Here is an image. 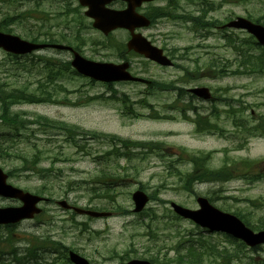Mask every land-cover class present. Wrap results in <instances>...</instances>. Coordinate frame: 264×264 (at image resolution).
Returning a JSON list of instances; mask_svg holds the SVG:
<instances>
[{"label":"rangeland","instance_id":"rangeland-1","mask_svg":"<svg viewBox=\"0 0 264 264\" xmlns=\"http://www.w3.org/2000/svg\"><path fill=\"white\" fill-rule=\"evenodd\" d=\"M66 1L0 0V28L6 33L18 35L27 40L38 37L39 41L45 38L42 35L61 36V33L66 32L73 39V47L78 48V51H81L86 58L92 61L118 63L120 55L126 52L129 33L119 30L109 37H104L101 33L89 28L90 22L87 19H84L85 27L78 26L75 22L68 25V22L76 21L77 15L68 12L64 18L59 16L66 8ZM73 2L77 5L75 0ZM219 3V0H206L202 3L200 0H174V3L173 0H163L147 4L142 8L143 13L148 10L151 12L156 10L160 13L164 10L165 14L169 11L172 16L171 19H165L164 15H151L154 25L149 30H143L142 33L155 46L179 55H184L183 49L192 47V56L189 59L176 61L177 64L188 69L197 67L198 61L205 62L204 65H207L211 60H216L221 67L224 66L230 70V73L222 80L198 82V85L211 87L218 101L216 104L200 102V105L206 108L204 114L210 113L213 105H218V110L230 111L232 109L230 104L234 103L237 110L243 106L247 107L244 113L237 116L248 117L252 113L255 117L264 116V74H233L236 70L241 72L242 69L247 71L249 68L242 63V53L233 45L242 47L244 40H251V46L245 45L243 50L246 53L259 52L255 41L250 39V35L243 31H227L224 34L216 29L214 32H209L207 37L198 36L196 31H190L189 26L182 24L186 23L185 19L175 16L179 13L200 16L206 11L208 21L218 20L225 24L237 17H249L255 21L260 19L261 24L264 25V0L243 2L230 0L222 6ZM113 8L121 9L123 5L117 3L113 5ZM199 21L196 19L193 22ZM194 29L199 30L200 27L195 26ZM202 31L206 32V29ZM228 37L234 39L235 43H229ZM56 52L43 51L27 57L24 61L14 62L8 54L0 50V83L7 88L27 85L36 87L38 78L46 75V69H40L42 62L50 59L59 65L57 58L65 61L71 59L68 53L57 54ZM131 61L133 72L141 73V76L146 79L170 83L176 81L181 75L176 68H159L137 57ZM62 80L63 85L52 82L46 86V91H52L55 96H61L60 98L70 99L73 102L80 97L84 100H89L92 96L103 98L89 106L86 103L75 106L68 102L66 106L51 104L13 106L12 114L22 113L30 119L43 117L51 121L53 125L32 126L15 138L12 135L7 136L8 131L0 127V168L7 173L16 170V177L9 178V182L34 194L39 193L42 186L46 185L55 201L53 204H42L45 213L39 219L24 222L13 230L14 242L19 248L20 258L26 257L25 264H65L60 250L42 248L44 246L42 241L47 239L78 250V253L87 258L91 264H119L122 258L149 260L151 257L158 258L160 262L170 261L169 264H179L177 256L179 253L186 254L187 250L183 248L188 243L187 240H192L193 245L197 247L199 243H211L218 245L221 249L223 246L231 251L236 249L240 255L247 257L244 259L245 262L249 261V258L255 261L264 260V247L261 251L255 252L249 249L239 251L236 243L228 242L226 237L220 234L206 232L189 221L175 220L170 210L171 202L196 209L198 208L197 197L204 196L212 199L214 205L224 211L243 215L253 230L264 229V206L254 208L252 204L264 200V181L254 187L246 186L238 181L195 183L192 191L186 192L182 188L184 180H181L171 168L172 163L182 156V150L188 152L185 157L188 158V155H196L200 151L231 150L236 147V142L218 136L197 134L194 124L182 120L183 117L179 113L166 109L165 104L171 103L175 97V94L169 91L157 93L154 87L147 88L142 84L130 83L117 84L111 89L104 84H93L89 80L74 77L71 73L65 74ZM234 101H241L243 104ZM142 103L151 104L154 109L161 112V115H164V119L143 118L142 115L149 116L152 109L143 108ZM131 109L133 116L130 115ZM168 115H171L172 119L175 117L177 119L166 121ZM222 117L221 125L232 131L233 116L230 115L231 118H229L222 112ZM62 125L71 127L77 125L80 131L114 135L131 142H161L164 155H161L158 150L153 152L142 150V153L136 151L130 161H121L119 172L126 181L122 180L108 190L104 187V193L97 195L93 191L99 189L100 185L91 183L100 175L99 171L95 170L96 164L88 158L74 154V146L78 149V145L75 141L74 146L65 143L64 139L69 137L66 130H62L64 133L50 131L52 128H62ZM10 138H14L15 142H11ZM80 144H85V141H81ZM97 148L100 152L102 146L98 145ZM39 152L42 153V161L38 167L48 171L46 180L40 179L29 171L33 155ZM229 155L237 159L251 158L264 161V138H253L246 148L230 152ZM224 158L225 155L221 152L215 153L210 168L221 167ZM180 167L182 172L193 171V167L190 166ZM263 167L264 164L259 165V169ZM135 168L138 173L134 170ZM83 180L88 181L79 189L76 188L77 186L70 185L71 181L82 183ZM141 188L147 194L155 196L145 210L147 212L142 213V216L133 213L132 202V193ZM44 197L49 196L45 193ZM60 200H67L71 205L80 208H95L98 209L97 211L110 212L112 216L92 218L66 212L57 206L56 203ZM12 205H18V203L0 198V207ZM117 208L120 210L114 211ZM121 209L129 213L123 214ZM36 239L39 240V244L35 243ZM27 241H31L34 245L26 243ZM31 246L40 248L36 251L29 248L28 255H25L23 250ZM232 263L238 264L234 261ZM185 264L222 263L219 260L208 261L204 258Z\"/></svg>","mask_w":264,"mask_h":264},{"label":"water","instance_id":"water-1","mask_svg":"<svg viewBox=\"0 0 264 264\" xmlns=\"http://www.w3.org/2000/svg\"><path fill=\"white\" fill-rule=\"evenodd\" d=\"M83 6H88L89 11L87 16L95 20L94 27L101 30L105 35L117 29H126L130 31L132 39L128 43V48L139 54L145 55L147 58L156 61L163 65H169L171 62L163 55V51L153 46L141 34H136V28L150 26V21L136 12V9L141 7L143 3L152 2L155 0H122L128 4L127 9L116 11L108 9L106 6L116 0H80ZM228 27L246 30L251 35L255 36L259 43L264 45V27L256 25L249 20L239 18L231 22ZM44 45H36L26 42L19 37L4 34L0 32V48L5 51L24 55L35 50L44 48ZM73 66L83 75L91 77L94 80L113 83L116 81H129L139 79L133 78L127 69V63L122 65H114L110 63H97L82 58L79 54H75ZM195 92L199 93L204 98H208V90L198 89ZM207 93V94H206ZM0 196L4 198H16L23 202L21 207H8L0 209V224H15L23 219H31L36 214L41 213L37 205L42 201V198L25 193L20 189H16L7 184V175L0 169ZM136 203V212L144 209L149 201V198L138 191L134 194ZM201 206L200 210L194 211L176 204H172L174 211L185 219H190L198 225L209 228L211 231L225 232L233 237L242 240L250 247H256L264 244V232L255 234L248 229L239 219L229 214H225L210 205L208 200L199 199ZM60 206L65 209H73L78 214H86L93 217L109 216L105 213H94L85 211L79 208H72L66 201L60 202ZM70 260L74 264H89L87 260L80 257L78 254L71 252ZM127 264H150L147 261L134 260Z\"/></svg>","mask_w":264,"mask_h":264},{"label":"trees","instance_id":"trees-1","mask_svg":"<svg viewBox=\"0 0 264 264\" xmlns=\"http://www.w3.org/2000/svg\"><path fill=\"white\" fill-rule=\"evenodd\" d=\"M3 1V0H2ZM245 1V0H243ZM173 5V4H172ZM150 15H164L167 16L168 18H171L172 13L167 11V13L165 14V11L161 10V12H157L156 10L150 12ZM159 13V14H158ZM204 14L207 16V13L204 12ZM205 15L201 17V20L198 23H194V28L195 26L200 27V30H205V28L208 29V31L210 32L213 28L216 27L217 23L216 22H204L205 21ZM176 18H179V15H175ZM195 17H190V20L193 22L195 21ZM260 22V20H258ZM201 30V31H202ZM196 32L197 29H195ZM207 32V31H206ZM201 36H203V31L201 32ZM229 43L234 44L235 41H232V39L228 40ZM251 40L246 41L244 40L242 42V47L240 45L236 46L233 45L234 48H236L237 50H239L242 53V63L246 66H248L249 68L247 69V71L244 72H240L242 74H250V73H259V74H264V48L260 47L256 42V48L259 50L258 53H252V51L246 53L243 48L245 45H249L251 46ZM188 50V48L186 49V51ZM205 63V62H204ZM202 65L203 70L205 71V73H200L199 71H196L197 74H201V75H205V74H216V72H218V74H224L223 69L226 67H221V64L218 61H210V64L207 65ZM200 67L199 63L197 64V68ZM201 67V68H202ZM23 69H25V67L23 66ZM227 69V68H226ZM71 68H70V64L69 63H65L64 64V71L66 74H68L70 72ZM60 73H62V70H59ZM226 71V70H225ZM240 73H235V74H240ZM50 74L51 76L54 75L53 70H50ZM197 76V75H195ZM53 82V81H52ZM53 98V92L50 94V99L47 98L46 96V92H45V85L44 84H40V88L39 90H32L30 89V85L27 86H22V87H17V88H7L6 86H4L3 84L0 83V126L6 127L9 129V132L12 135H16L19 136L21 135L22 129H28L30 126L32 125H44V126H52V122L44 119L43 117H37L35 119H30V118H25L22 114L17 113V114H12L11 113V108L13 106L16 105H21V104H32V103H43V102H47V101H52ZM95 100H93L92 98L89 100H84L82 99V97L78 98L76 101H72L70 99H66L64 102L65 104H74V105H82V104H90L92 102H94ZM248 126L251 127L250 123H248ZM257 128L256 130H259V133H263L264 132V121H262V123L257 124ZM60 130H66L69 137L67 139V142H71L77 143L81 148H78V150L80 152L83 153L84 156L87 157H91L93 159H95V154H92L91 149L87 148L86 145L81 146L80 142L83 141L85 138L89 137V135H93L96 136L93 133H87L84 131H81L78 134L79 128L78 127H74V126H64L62 125V128L58 127ZM252 128V127H251ZM248 129V128H247ZM254 130V128H253ZM78 134V135H77ZM264 134V133H263ZM107 138H112L117 139V140H121L115 136H106ZM122 144L124 145V148H128L130 147H138L142 150V148H148L149 151L153 152L154 149L157 147L156 144L153 143H141V142H125L122 141ZM124 152L121 149H116L114 152H104L103 156L101 158H99L97 161H99L100 164V168L99 166L97 167V171H99L100 175L96 178H94L92 180V184H101V183H106V182H110L113 183L115 181L118 180H122L124 178H122L121 173L119 172V168L117 167L120 162H115L114 160H118L121 159V157H124L125 154L122 153ZM128 152V150L126 151ZM134 152V151H133ZM133 152L131 151L129 153V155L127 156V159L129 160L133 154ZM78 154V153H77ZM42 153H36L35 155H33L32 157V162H31V167L30 170H32V172H34V174L36 173H45L47 172V170L45 169H41L40 167H38V165L41 163L42 161ZM99 157V156H98ZM97 157V158H98ZM96 158V159H97ZM69 160V159H66ZM136 171V173H138L137 169H134ZM201 171V170H200ZM209 171H205L203 173L208 174ZM204 174V175H205ZM217 176V173H215ZM42 176L44 177L45 174H42ZM226 176L229 178L228 173H226ZM205 177V176H204ZM203 174L198 175V172H195L192 175H189L185 178L184 183H185V189L186 190H191L190 186L192 184H194V182L196 180H204ZM218 178L223 179L225 177H223V175H219ZM43 180V179H42ZM88 180H83L82 183H77L75 181H71V186H77L76 188H80L82 184L86 183ZM75 188V189H76ZM95 194H97V190L93 191ZM155 196H152V199H154ZM188 243H186L185 248H183V250H187L186 254H181L179 253L177 256V260L179 262V264H183L185 262H189V263H193L195 260H199V259H204L207 258V260L209 261H217L218 259L221 262H229V264H232V261H234L235 259H240V252L237 253V250L235 249L234 251H231L228 247H223L222 249L218 246V245H210L205 246L202 243H199L198 247L193 245L192 240H187ZM186 241V242H187ZM202 241V240H201ZM233 241V240H231ZM235 242V241H233ZM236 243V242H235ZM52 245H55V242H51ZM240 244V243H239ZM242 247H244L243 244H241ZM34 251V250H33ZM194 256V257H193ZM193 257V259L190 260V258ZM33 260V258H31ZM150 261L152 263L155 264H169L170 261H164L163 263H161L158 258L156 257H151ZM26 262V261H25ZM25 262L19 263V264H25ZM248 264H251L250 262ZM254 264V263H253Z\"/></svg>","mask_w":264,"mask_h":264},{"label":"flooded vegetation","instance_id":"flooded-vegetation-1","mask_svg":"<svg viewBox=\"0 0 264 264\" xmlns=\"http://www.w3.org/2000/svg\"><path fill=\"white\" fill-rule=\"evenodd\" d=\"M170 58H171L172 60H174L173 57L170 56ZM182 71H183V76L186 75V74H187V76L190 75V74H189V73H190V70H189V69H182ZM197 71H198V70H197ZM191 75H192V73H191ZM185 79H186V78H185ZM203 80H211V81H214L215 79L210 78V77H205V78H203ZM196 87H200V86H196ZM189 97H192L193 101H198V102H200V100H198V99L195 100L196 97L193 96L192 94H190Z\"/></svg>","mask_w":264,"mask_h":264},{"label":"bare ground","instance_id":"bare-ground-1","mask_svg":"<svg viewBox=\"0 0 264 264\" xmlns=\"http://www.w3.org/2000/svg\"><path fill=\"white\" fill-rule=\"evenodd\" d=\"M15 256H16V258L17 259H20V253H19V251H17L16 253H15ZM242 257H245L244 255H241Z\"/></svg>","mask_w":264,"mask_h":264}]
</instances>
